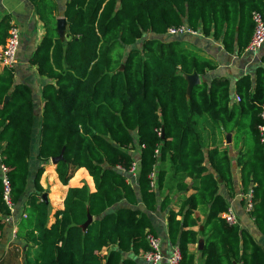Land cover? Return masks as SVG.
Returning <instances> with one entry per match:
<instances>
[{
  "label": "trees",
  "instance_id": "trees-1",
  "mask_svg": "<svg viewBox=\"0 0 264 264\" xmlns=\"http://www.w3.org/2000/svg\"><path fill=\"white\" fill-rule=\"evenodd\" d=\"M254 11L264 13L263 0H68L64 38L45 23V36L29 60L50 80L41 91L36 159L46 164L60 157L55 173L63 186L80 168L89 176L79 170L71 183L92 178L94 184V191L86 184L68 187L53 221L40 184L43 165L26 195L36 120L31 89L14 84V69L1 68L0 166L7 168L15 207L24 205L26 217L16 231L28 247L22 264H145L135 258L148 250L146 234L155 235L148 213L169 207V195L159 197L171 175L180 192L186 179L193 190L179 198L177 211L167 212L168 241L178 248L180 264H195L189 245L199 234L205 237L203 264H264V249L254 237L220 217L229 205L219 193L223 185L234 196L235 165L241 192H252L249 216L264 239V143L258 131L264 124V67L255 69L254 79H236L233 88L218 77L195 85L187 96L185 76L212 66L180 49L178 41L136 45L146 34L165 35L169 27L184 25L212 34L228 53L235 47L241 53L253 32ZM8 28L3 17L0 45ZM229 133L238 150L234 163L218 144ZM136 159L132 186L126 172ZM203 208L202 229L195 231L194 212ZM8 215L0 177V233Z\"/></svg>",
  "mask_w": 264,
  "mask_h": 264
},
{
  "label": "crops",
  "instance_id": "crops-1",
  "mask_svg": "<svg viewBox=\"0 0 264 264\" xmlns=\"http://www.w3.org/2000/svg\"><path fill=\"white\" fill-rule=\"evenodd\" d=\"M67 1L68 0H0V21L3 19V17H7L8 24H14L18 27L20 32L19 48L16 57L17 63L14 68L13 81L14 84H25L30 87L36 114V120L32 131L31 155L29 158V181L26 195H28V193L32 190V180L34 173L36 172L37 168L43 165L45 171L41 176L40 184L47 194V199L50 204V221L54 220V212L63 208L62 202L68 187H81L83 184H86L90 191H94V184L91 177V183H89L85 178L79 179L75 184L71 183V179L74 177V175L79 170H85L84 168L78 169L74 173L73 177L68 181V185L63 186L59 182L55 173L56 164H54L51 159L46 164H42L36 159L39 146L40 116L43 107L41 91L42 87L46 83L50 82V80L40 76L37 73L36 67L30 65L29 60L45 36V23H48L49 26L56 30L57 20L64 18L63 14ZM66 27L67 24H65V30ZM149 39H158L162 42L178 41L180 42V49H184L208 62L210 66H212L211 69L206 70L203 74L196 73L199 84L203 82L209 83L214 78L223 77L228 79L231 87L233 88L236 79L244 75H249L252 79H254L255 69L258 66L264 67V64L261 63V56L264 54V44L258 51L254 53L248 52L245 49L241 53H237L236 47L234 48L233 53H228L223 49L220 40H215L212 37V34L209 36H203L199 31L195 34H180L174 36H170L167 33L165 35L146 34L136 45L140 46L144 40ZM233 96L232 102L237 104L235 99L237 95L234 94ZM218 144L220 146L219 138ZM220 148L222 147L220 146ZM227 149L229 150L230 157L234 163L238 150L236 151L233 148L234 152H236L233 153L230 148ZM85 172L88 175L86 170ZM129 176L130 175H127V177ZM233 179L235 185L234 196L229 197L223 185H220L219 193L226 199L228 205L231 206L236 213L239 221L238 226L248 231L254 237L257 243H259L264 249V239L258 234L253 224V219L250 218L249 213L244 210L243 202L240 200V178L238 168H236L235 165L233 166ZM127 180L132 184V186H136L137 174L131 176L130 180L127 178ZM185 183L187 184V189L185 192H180L176 187L175 178H173L171 175L166 183L163 193H161V196L159 197V200H162V197L168 194L170 200L169 207L164 212L156 210L154 212L148 213L154 233L161 240V250L164 260L160 264H165L166 257L174 247L169 243L167 236L168 209L171 208L174 211H177L180 206L179 198L183 196H189L193 192L191 189V180L186 179ZM48 190L52 191V193H49ZM55 197L57 200H55ZM121 205H124V203ZM23 206L24 205L15 207L11 219L5 222L3 230L0 233V264H22L24 261L25 251L28 248L27 244H25L23 240L16 238L18 224L20 219L24 218L22 215L25 214ZM139 207L140 209H143L142 205H139ZM204 211H206V209L203 208L197 209L194 212V217L199 219V227L197 226L193 228V230L196 231L202 229L201 224L203 223L206 215ZM179 218L180 217H178V219ZM204 240L205 237L199 234L196 243L189 245V250L195 256V264H203V260L200 257L199 251L203 247ZM11 244H13V255L10 254L12 251ZM14 248L17 249L15 250ZM14 252L17 253V257L15 256ZM105 252L106 249H103V253ZM135 259L140 263L142 261L141 254L136 256Z\"/></svg>",
  "mask_w": 264,
  "mask_h": 264
},
{
  "label": "built area",
  "instance_id": "built-area-1",
  "mask_svg": "<svg viewBox=\"0 0 264 264\" xmlns=\"http://www.w3.org/2000/svg\"><path fill=\"white\" fill-rule=\"evenodd\" d=\"M251 19L253 22V32L250 37V40L245 48L248 52L258 51L264 44V13L254 11L252 12ZM170 36L180 35V34H195L196 31L189 29L184 25L180 26H171L167 29L166 32ZM20 41V32L17 26L10 24L7 36L2 45H0V68L14 69L17 63V51L19 48ZM236 102L238 103L239 98L236 96ZM260 118L264 121V108L260 112ZM260 134V140L264 143V124L258 127ZM160 134L159 131H157ZM155 154L158 155V150L155 151ZM1 173V184H2V200L7 206L10 215L4 218L5 222L11 219V216L14 213L15 205L12 201L11 196V183L7 176V168L3 165L0 166ZM127 175L134 176L137 173V159L134 161L130 169L126 172ZM150 186L155 187V172L149 175ZM240 200L243 202L244 210L249 213L252 209V192L249 189L246 193H240ZM24 218L25 214L22 215ZM220 217L224 220L227 225L235 226L238 225V217L234 212L231 206H228L227 210L221 213ZM15 235V233H14ZM146 242L148 250L144 253H141V259L145 264H160L164 260V256L161 250V240L158 236L147 233ZM181 254L177 247H173L169 255L165 259V264H180Z\"/></svg>",
  "mask_w": 264,
  "mask_h": 264
},
{
  "label": "water",
  "instance_id": "water-1",
  "mask_svg": "<svg viewBox=\"0 0 264 264\" xmlns=\"http://www.w3.org/2000/svg\"><path fill=\"white\" fill-rule=\"evenodd\" d=\"M65 24H66V21H65L64 18H60V19L57 20V34L59 35L60 39L64 38ZM185 79L187 81V93H186V95L188 96L190 91H191V89H192V87H194L195 85H198L199 82H198V77H197L196 73L188 75V76H185ZM230 137H231L230 133L226 134V143H230ZM59 159H60V157L52 158L51 161L54 164H56ZM43 198H44V200L47 199V194L46 193L43 194ZM90 221H91V217L88 216L87 223H89Z\"/></svg>",
  "mask_w": 264,
  "mask_h": 264
},
{
  "label": "rangeland",
  "instance_id": "rangeland-1",
  "mask_svg": "<svg viewBox=\"0 0 264 264\" xmlns=\"http://www.w3.org/2000/svg\"><path fill=\"white\" fill-rule=\"evenodd\" d=\"M233 133H231V137H230V143H226V135L225 134H222L220 137H219V143H220V146L222 148H230V150L233 152V153H236L234 152V149H233ZM230 146V147H229ZM237 151V149H236ZM129 180L131 179V176L127 177ZM49 193H52V191L48 190ZM55 200H57V198L55 197ZM10 247V246H9ZM11 248H12V251L10 252L11 255H13V244H11ZM15 250L17 248H14ZM19 249V248H18ZM15 253V252H14ZM15 256L17 257V253H15ZM12 260V259H10Z\"/></svg>",
  "mask_w": 264,
  "mask_h": 264
}]
</instances>
